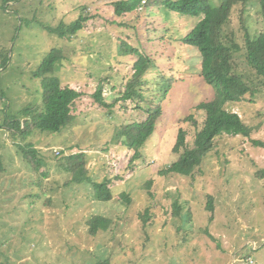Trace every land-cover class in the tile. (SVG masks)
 <instances>
[{
    "label": "rangeland",
    "instance_id": "rangeland-1",
    "mask_svg": "<svg viewBox=\"0 0 264 264\" xmlns=\"http://www.w3.org/2000/svg\"><path fill=\"white\" fill-rule=\"evenodd\" d=\"M116 1L0 0V264H264V84L245 48L236 70L255 81L258 92L227 107L252 127L251 135L217 138L193 175L166 173L179 157L173 149L180 128L192 146L206 118L197 107L215 96L202 76L199 49L184 42L199 18L162 0L120 16ZM259 9L258 0L233 8L226 30L242 45L247 31L264 30ZM81 15L88 20L75 35L61 38L46 28ZM53 48L64 54L54 75L82 93L74 120L59 132L36 129L23 138L5 122L41 103V78L34 74ZM133 48L153 66L144 98L124 100L138 59ZM99 87L110 106L96 101ZM158 105L156 130L134 158L135 149L116 134ZM20 144L37 149L40 170L25 160ZM81 151L88 175L107 180L113 199L96 200L92 184L71 182L64 160ZM94 215L110 218V228L92 235Z\"/></svg>",
    "mask_w": 264,
    "mask_h": 264
},
{
    "label": "trees",
    "instance_id": "trees-1",
    "mask_svg": "<svg viewBox=\"0 0 264 264\" xmlns=\"http://www.w3.org/2000/svg\"><path fill=\"white\" fill-rule=\"evenodd\" d=\"M250 0H162L163 5L172 11L182 15L199 18L191 31L184 37V42L196 46L201 54V73L205 81L212 85L215 96L212 100L198 105L199 110L206 112V118L201 129L195 135L192 146L187 143V131L180 128L173 151L179 154L177 160L171 163L166 173H177L185 176L193 175L202 165L204 158L214 148L217 138L223 135H242L249 137L253 131L247 125L239 113L228 109V103L240 102L250 94L255 96L258 92L256 82L245 78L236 70V57L245 48V58L249 66L255 71L260 82L264 84V30L257 35L248 31L245 33L244 44L236 38V33L227 31L231 22L233 8L242 4L246 6ZM154 0H119L113 3L115 13L122 16L127 12H133L142 5H153ZM259 11L264 20V0H258ZM241 18H244L243 16ZM88 20L82 16L68 25L62 24L58 28L48 26L49 32L60 36L69 37L78 33L83 24ZM244 46V47H243ZM138 55L135 61V72L126 86L122 99L129 100L134 97L144 98L143 85L146 74L153 66V61L148 56L139 53L138 49H132ZM64 59L61 49L53 48L43 59L35 71L34 76L41 78L42 100L41 103L27 106L21 111L23 118L6 121L7 128L13 133H19L26 138L36 129L59 132L72 124V113L76 100L82 95L81 92L70 85L63 86L61 79L54 75L58 63ZM164 88L165 94L169 85ZM95 99L100 105L110 106L103 97V89L99 87L95 93ZM162 116L161 106L151 108L143 121L124 125L116 134V141L122 140L125 147L135 149L134 158L141 156L142 149L156 130L158 121ZM189 116L188 119H193ZM194 125L197 119L193 120ZM28 146V145H27ZM19 145L24 158L35 170L41 168V158L35 147ZM64 167L72 174L71 182L92 184L93 195L96 200L109 201L113 199V193L108 186V181L102 183L93 181L86 169V154L81 151L65 157ZM0 157V172L4 170ZM124 199L128 195L123 192ZM210 210L213 205L209 203ZM177 215L181 212V206L175 203ZM191 216V215H190ZM187 216L185 222H188ZM144 223L149 220L148 211L142 216ZM90 233L96 235L100 230H108L112 220L102 215H94L88 220ZM185 239V237H184ZM187 241V240H186ZM105 264H109L106 262Z\"/></svg>",
    "mask_w": 264,
    "mask_h": 264
}]
</instances>
